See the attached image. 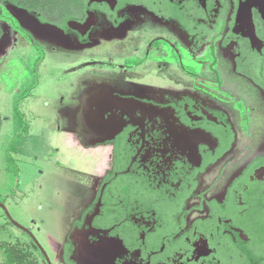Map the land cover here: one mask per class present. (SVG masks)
I'll use <instances>...</instances> for the list:
<instances>
[{"label":"flooded vegetation","instance_id":"1","mask_svg":"<svg viewBox=\"0 0 264 264\" xmlns=\"http://www.w3.org/2000/svg\"><path fill=\"white\" fill-rule=\"evenodd\" d=\"M25 35L41 52L95 56L60 116L82 148L110 147L59 264H232L241 243L260 251L264 0H0V54Z\"/></svg>","mask_w":264,"mask_h":264},{"label":"rangeland","instance_id":"2","mask_svg":"<svg viewBox=\"0 0 264 264\" xmlns=\"http://www.w3.org/2000/svg\"><path fill=\"white\" fill-rule=\"evenodd\" d=\"M22 38L17 37L16 45L12 39L0 54V243L17 242L34 264H46L44 253L59 264L56 254L81 204L83 186L110 165L109 146L82 148L68 130L66 118L60 116L63 108L78 103L85 81L94 78L97 66L84 63L93 55L83 57L81 50L57 48L54 52L42 49L38 62V52ZM32 40L42 47V42ZM184 63L198 70L191 61ZM239 137L240 143H247L244 136ZM10 144L17 148L11 152L17 172L5 159ZM3 260L0 249V263Z\"/></svg>","mask_w":264,"mask_h":264},{"label":"trees","instance_id":"3","mask_svg":"<svg viewBox=\"0 0 264 264\" xmlns=\"http://www.w3.org/2000/svg\"><path fill=\"white\" fill-rule=\"evenodd\" d=\"M26 39L29 42V44L38 52V62L42 60V52L39 50L34 43V41L27 35ZM19 114V117H21V114L17 111V115ZM22 134L20 135V137ZM20 137L17 136L19 139ZM18 139L15 140V142H18ZM14 146L11 144L9 147H7L5 159L8 164V167L11 168L13 172H17V167L15 165V161L11 155V152L16 150ZM0 229L1 226H0ZM0 249L3 252L4 260L0 264H34V260H28V255L24 252V250L20 247V245L16 243H10V242H2L0 243ZM233 252L235 255L241 257L239 261L232 263V264H264V244L261 247L260 251L256 249L255 246H249L245 245L244 243H241L240 245H237L236 247H233Z\"/></svg>","mask_w":264,"mask_h":264},{"label":"water","instance_id":"4","mask_svg":"<svg viewBox=\"0 0 264 264\" xmlns=\"http://www.w3.org/2000/svg\"><path fill=\"white\" fill-rule=\"evenodd\" d=\"M248 9V8H247ZM247 16H248V19L250 20L251 22V17H250V12L249 10L247 11ZM250 37L254 40L256 39V36H255V32H254V27H253V24L251 23V28H250ZM109 98H110V101H117V100H121V101H126L128 99L126 98H121L119 95L117 94H113V92L111 90H108V95H107ZM1 205V204H0ZM76 253H78V248L76 247V250H75Z\"/></svg>","mask_w":264,"mask_h":264},{"label":"bare ground","instance_id":"5","mask_svg":"<svg viewBox=\"0 0 264 264\" xmlns=\"http://www.w3.org/2000/svg\"><path fill=\"white\" fill-rule=\"evenodd\" d=\"M97 98H98V97H97ZM90 100H92V99H90ZM89 103H90V102H89ZM94 112H95V111H94ZM96 113H97V112H96ZM96 113H95V114H96ZM98 116H99V115H98ZM93 117H94V116H93Z\"/></svg>","mask_w":264,"mask_h":264},{"label":"crops","instance_id":"6","mask_svg":"<svg viewBox=\"0 0 264 264\" xmlns=\"http://www.w3.org/2000/svg\"><path fill=\"white\" fill-rule=\"evenodd\" d=\"M76 142V140H74ZM77 143V142H76ZM78 144V143H77ZM79 145V144H78Z\"/></svg>","mask_w":264,"mask_h":264}]
</instances>
